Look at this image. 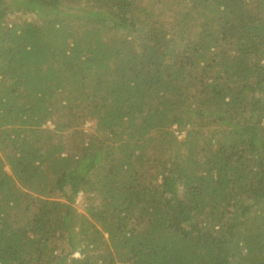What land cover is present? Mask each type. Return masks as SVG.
I'll return each instance as SVG.
<instances>
[{
  "label": "trees",
  "instance_id": "16d2710c",
  "mask_svg": "<svg viewBox=\"0 0 264 264\" xmlns=\"http://www.w3.org/2000/svg\"><path fill=\"white\" fill-rule=\"evenodd\" d=\"M0 264H264V0H0Z\"/></svg>",
  "mask_w": 264,
  "mask_h": 264
},
{
  "label": "rangeland",
  "instance_id": "374dc122",
  "mask_svg": "<svg viewBox=\"0 0 264 264\" xmlns=\"http://www.w3.org/2000/svg\"><path fill=\"white\" fill-rule=\"evenodd\" d=\"M47 124H48V123H47ZM177 126H178V125H176V124L173 125V128H175V134H176L178 137H183L184 135H186L184 131H180V130L176 129ZM3 156H4V155H3ZM67 188H68V187H66V189H67ZM64 195H65V193L60 192V191H55V193H54V197H57L58 199H63V198H64ZM78 197H80V196H78ZM74 204H75V206H76L77 208L82 209V207L78 205L77 201H75Z\"/></svg>",
  "mask_w": 264,
  "mask_h": 264
}]
</instances>
